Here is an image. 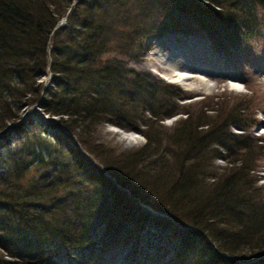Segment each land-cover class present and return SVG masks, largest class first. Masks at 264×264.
I'll list each match as a JSON object with an SVG mask.
<instances>
[{
	"label": "trees",
	"instance_id": "trees-1",
	"mask_svg": "<svg viewBox=\"0 0 264 264\" xmlns=\"http://www.w3.org/2000/svg\"><path fill=\"white\" fill-rule=\"evenodd\" d=\"M257 10L262 22L256 25L251 17ZM263 24L264 0H0V131L10 132L0 136L1 148L8 146L0 150V246L22 261L64 254L69 264H97L103 251L138 235L128 224L141 212L152 215L145 199L153 192L164 197L161 215L195 236L183 246L185 258L177 253L173 264L190 258L206 263L205 251L213 264H264V184L256 192L259 168L244 157L250 144L264 151V136L222 131L247 125V118L229 113L231 120L216 126L185 111L174 128L189 145L182 150L165 147L161 130L146 127L138 128L146 141L134 150H105L89 139L102 122L136 129L132 119L140 116L129 115L155 103L144 99L150 93L166 91V83H152L124 58L141 60L153 35L164 29L198 33L219 51L230 42L231 27L250 29L243 37L259 35L260 41ZM112 51L122 56L108 55ZM46 74L47 83L41 80ZM174 88L170 102L179 93ZM38 104L60 117L52 131L37 114L23 122L25 108L35 113ZM175 111L171 106L164 115ZM156 112L162 114L151 110L145 123L159 119ZM226 140L244 150L230 156L236 150H226ZM213 144L225 150L199 146ZM61 152L67 164L49 168L45 155ZM149 156L156 157L155 166ZM218 157L228 161L222 173L212 165ZM96 240L101 246L94 251Z\"/></svg>",
	"mask_w": 264,
	"mask_h": 264
},
{
	"label": "rangeland",
	"instance_id": "rangeland-1",
	"mask_svg": "<svg viewBox=\"0 0 264 264\" xmlns=\"http://www.w3.org/2000/svg\"><path fill=\"white\" fill-rule=\"evenodd\" d=\"M216 6L219 5L216 4ZM256 12L257 14L254 13L251 19L254 20L253 24H256V22L260 24V22H262L259 16L261 11L257 10ZM174 14H176V12ZM184 22L187 23V20L185 19ZM262 26H264V24ZM234 29L235 30H233L232 27L230 28V42L224 50L218 51L215 49L210 44L211 41L201 34L193 32L187 33L182 30L164 29L161 31L163 32L162 34L157 33L148 40L149 47L141 60L134 61L124 57L129 67L151 75L154 79V81L151 80L152 83L159 80L167 84L165 86L166 91L162 92V89H157V92H152L148 97L146 96L144 98L146 100H148L149 97L152 100L155 99V103L153 105L149 103L151 107L147 108H150L152 111L160 110L162 114L156 112L159 119H154L155 121L152 122L151 125H148L145 121L150 117L151 110L149 111L147 108L141 106L139 111L133 115H129L140 116H137L140 119H132L136 123V129H125L111 122H102L95 130V134L93 133L90 135L89 139L90 141L92 140V144L101 142L105 150H110L111 148L117 151L122 149L134 150L139 148V146L146 141V136L140 132L138 128L143 129L146 127L150 133L161 130L160 140H162V144L165 147L167 146L169 149L177 148L178 150L185 149L189 145L180 138H177L174 133L176 121L186 115L185 111L192 113L190 114L191 119L196 122L206 121V124L216 126L223 121L231 120V115L227 116L229 113L236 114L237 119L240 115L248 119V121H246L248 122L247 125L241 127L230 124L227 128L222 129V131L233 132L235 134L240 133L249 137L264 136V37H262L263 40L258 41L259 35L256 37L253 36L250 41L243 37L244 31L250 29L243 28V31H239L238 27ZM236 30L239 31L238 34H235L237 33ZM108 55L122 56L113 51L109 52ZM175 68L186 70L185 72L188 71V73L196 74V76L194 75L183 80L178 79L179 81L170 80ZM199 73H201L203 77L197 76ZM48 79L47 74L41 76V80H44L46 83ZM176 86L179 88V93L175 94L172 98L173 102H170L167 98L170 97V93H173L174 90L177 89L174 88ZM242 102L248 104L247 109L241 108ZM161 103H163L162 106H160ZM171 106L175 108V112L177 113L171 116L164 115L170 110ZM30 109L26 107L23 112L25 115V120H23V122L25 121V123L29 121V115L33 114H37L42 126L49 131L55 129L56 124L60 122L59 116L46 113L41 109L39 104L37 108L34 109L37 110V112H31L32 109ZM41 115L44 119L41 118ZM152 119L153 118H151V120ZM17 123L21 124L22 121H18ZM37 129H39V127L35 125V129L32 130L36 131ZM175 129L177 132L178 128ZM182 130L183 129H181L180 132H182ZM15 136L16 135L13 136V139L16 138ZM173 139H176L178 142H175V140L173 141ZM226 141V143H229L228 148L222 144L207 145L206 147L202 145L199 146L201 149L203 148L206 150L217 148L218 150L224 151L225 147L226 150H236V152L230 156L238 155V150H244L241 148L239 142L233 144L232 141ZM236 141H238V138ZM7 148L8 146L5 145L2 150H6ZM152 148L153 145L148 149L152 150ZM248 148L249 150L246 149L244 157L247 162H250L249 165L251 162H256V166L259 168L256 171V178L259 179L260 175H264V151H257L256 147L252 144H250ZM153 150H155V148H153ZM45 156H47L45 160H47L49 168H62L67 164L68 157L62 152L54 155L47 154ZM153 158L156 157L149 156V160L151 159L152 165L155 166L157 161L153 162ZM227 164V159H223L222 157L212 160V165L217 166L220 173L223 172ZM209 169L213 170L214 167L210 166ZM34 170V167L29 169L26 172V176L31 175ZM149 177H151V175ZM146 180H148V178L145 179V181ZM263 182L264 178L256 182L259 186L256 192L262 187L264 188V185H262V187L259 185L264 184ZM117 187L121 191L125 189L123 185H118ZM145 200L152 215L147 216L146 213L141 212L143 215H140L136 220H131L130 224L124 222L132 226V229L134 228L133 231L138 235H134L133 238L125 240L118 249L103 251L99 257L98 255L100 252H98L95 256V259L98 257L96 260L98 261L97 264H163L164 260L165 264H173L179 263L178 258L175 257L177 253L181 259L185 258L182 255L185 249L183 246L191 241L195 243V236L188 233V230H183L172 217L161 215V212H159L157 208L160 209V207H163V196L152 192L150 196H146ZM195 201H201V199L197 198ZM96 233L101 235L102 231L97 229ZM137 238L139 240L136 242L135 240H137ZM99 243V240H96V244L92 247L94 251L98 250L101 246ZM137 248L139 250H135ZM170 249L173 250V253ZM0 251L4 252H1L3 263L0 262V264H69L68 257L64 254L63 256L44 255V257H39V259L36 257H28V260L22 261L8 254L1 246ZM172 255L173 258H171ZM204 255L206 257V263L213 264L214 260H208L206 251ZM193 263L194 260L190 258L185 260L183 264ZM223 263L230 264L227 261H223Z\"/></svg>",
	"mask_w": 264,
	"mask_h": 264
},
{
	"label": "bare ground",
	"instance_id": "bare-ground-1",
	"mask_svg": "<svg viewBox=\"0 0 264 264\" xmlns=\"http://www.w3.org/2000/svg\"><path fill=\"white\" fill-rule=\"evenodd\" d=\"M185 71L184 70H180L178 68H175L174 71H173V73H172V78H170V79H173V80H178V79L179 80H183V79L189 78V77L194 76V75L196 76V74L188 73V71L187 72H185ZM197 76L203 77L201 73H199Z\"/></svg>",
	"mask_w": 264,
	"mask_h": 264
},
{
	"label": "water",
	"instance_id": "water-1",
	"mask_svg": "<svg viewBox=\"0 0 264 264\" xmlns=\"http://www.w3.org/2000/svg\"><path fill=\"white\" fill-rule=\"evenodd\" d=\"M65 17H66V15L62 16L61 19H60V21H58V23L61 22V21H64L65 20Z\"/></svg>",
	"mask_w": 264,
	"mask_h": 264
}]
</instances>
